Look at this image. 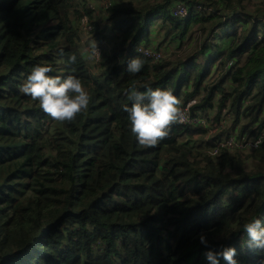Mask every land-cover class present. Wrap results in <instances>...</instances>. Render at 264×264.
I'll return each instance as SVG.
<instances>
[{
	"label": "trees",
	"instance_id": "obj_1",
	"mask_svg": "<svg viewBox=\"0 0 264 264\" xmlns=\"http://www.w3.org/2000/svg\"><path fill=\"white\" fill-rule=\"evenodd\" d=\"M110 1L0 0V264H207V249L229 245L240 264H264L243 233L264 220V170L245 164L252 154L264 164V14H245L244 0ZM176 2L187 17L173 14ZM195 36L205 37L200 48L181 58ZM96 39L106 45L94 61ZM138 45L169 58L139 55ZM133 56L143 61L135 74ZM37 64L79 78L88 106L71 120L43 112L19 90ZM145 84L195 99L193 115L226 120L215 135L173 122L141 145L124 105L130 86ZM232 134L263 140L213 155Z\"/></svg>",
	"mask_w": 264,
	"mask_h": 264
},
{
	"label": "clouds",
	"instance_id": "obj_2",
	"mask_svg": "<svg viewBox=\"0 0 264 264\" xmlns=\"http://www.w3.org/2000/svg\"><path fill=\"white\" fill-rule=\"evenodd\" d=\"M93 52H100L97 43L92 46ZM91 48V52H92ZM75 62L76 56L69 57ZM143 65L142 59L131 57L126 62L129 73H138ZM51 67L47 64L34 65L19 85L24 95L37 100L40 109L56 120H71L89 104V93L81 80L74 75L61 77L50 75ZM140 91L135 85L127 90L130 105H124L127 113L129 130L141 145H155L168 135L169 126L173 122H183L185 113L180 108L181 101L166 87L153 88L148 84ZM243 233L247 234L250 246L264 250V220L254 217L243 224ZM201 244H207L206 233H198ZM234 246H224L219 249H207L205 260L207 264H220L221 258L226 264H240L236 258Z\"/></svg>",
	"mask_w": 264,
	"mask_h": 264
},
{
	"label": "built area",
	"instance_id": "obj_3",
	"mask_svg": "<svg viewBox=\"0 0 264 264\" xmlns=\"http://www.w3.org/2000/svg\"><path fill=\"white\" fill-rule=\"evenodd\" d=\"M111 4L112 2L110 0H106L105 6H110ZM173 14L177 17H187L189 15V9L183 2H176V4L173 7ZM81 23L85 37L87 39V36L92 28L89 18L87 16H84L82 18ZM95 43H97V47L100 52V55H102L104 46L106 45V39L93 40V44ZM92 52H93V48H92ZM135 52L139 55H143L153 60H159L164 56L162 50L154 49L153 47L145 46V45H138L135 48ZM94 54L96 56V53ZM96 59L98 60L99 57H96ZM194 103H195V99L188 101L186 104H184L183 102L180 103V108L185 113V119L183 122H178V123L184 126H195V127H203L206 129H211L209 135H213L217 130V126L222 125L225 122L226 116L222 115L220 116L219 121H216L214 116H210L209 118L201 115H193L190 110H191V106ZM261 135L262 136L260 137H264V134ZM262 140L263 139H260L259 137L237 138V136L234 134L230 136L228 135L223 140L218 141L214 145L212 154L217 155L221 148L234 149L240 147L246 150H252L257 148Z\"/></svg>",
	"mask_w": 264,
	"mask_h": 264
},
{
	"label": "rangeland",
	"instance_id": "obj_4",
	"mask_svg": "<svg viewBox=\"0 0 264 264\" xmlns=\"http://www.w3.org/2000/svg\"><path fill=\"white\" fill-rule=\"evenodd\" d=\"M234 2V1H233ZM243 4L245 6V9H246V13L247 15H250L252 14V17H257L258 20H261L262 15L264 14V0H244L243 1ZM262 11H260V10ZM229 12V11H228ZM229 15L231 16L232 14L229 12ZM254 25H257V27H261L262 28V21H258L255 23H252L251 26L253 27ZM155 34H159V31L158 29L155 30ZM198 34H203L201 30L198 31ZM205 39V37L203 36L202 39L198 38L197 36H195L192 40V43L191 45H186L182 50H179L177 53L180 55L181 58H184L185 56L193 53L196 49H199L200 48V44L202 42V40ZM154 40V39H153ZM157 41H160V40H157ZM190 41L188 40V43ZM226 43V42H225ZM168 44H172L173 46H176V43L174 42H171V41H166L163 45L161 46H166ZM155 45H157V43L155 42ZM184 45V44H182ZM154 46V45H152ZM163 49V55L166 56L165 59L169 58L168 54H166L165 50H164V47H161ZM91 57L94 58V61H96V57H101L99 56L98 53H96V56L94 54V52L91 53ZM56 59V58H55ZM96 59V60H95ZM264 134V129L262 130L261 134ZM217 134V133H214V135ZM198 138H202L203 136H197ZM242 137H245V134H243ZM200 145H202V143L200 142ZM237 149H244V148H240L238 147ZM245 155H247V153H244ZM254 155L255 154H252L251 156L247 157L246 158V162L245 164H248L249 165V168H253V166L256 168V170L258 172H261L264 170V164L262 163V161L259 159V160H254Z\"/></svg>",
	"mask_w": 264,
	"mask_h": 264
}]
</instances>
